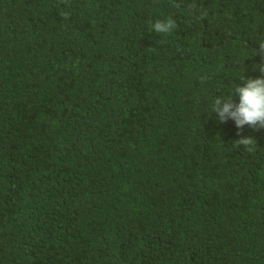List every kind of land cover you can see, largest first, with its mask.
<instances>
[{
  "label": "trees",
  "instance_id": "1",
  "mask_svg": "<svg viewBox=\"0 0 264 264\" xmlns=\"http://www.w3.org/2000/svg\"><path fill=\"white\" fill-rule=\"evenodd\" d=\"M176 3L0 0V264H264V0Z\"/></svg>",
  "mask_w": 264,
  "mask_h": 264
},
{
  "label": "clouds",
  "instance_id": "2",
  "mask_svg": "<svg viewBox=\"0 0 264 264\" xmlns=\"http://www.w3.org/2000/svg\"><path fill=\"white\" fill-rule=\"evenodd\" d=\"M174 7H180L176 0H172ZM195 3H190L186 6L188 11L195 9ZM206 13H201L205 16ZM64 18L69 16V13H62ZM151 30L158 34H170L177 27L176 21L168 17L164 20H156L150 22ZM261 57H264V42L258 43ZM253 71H259L261 76L251 78L249 76L242 77V83L236 84L230 94V97H217L214 99L212 110L216 114L219 122L224 123L231 119L235 122L237 129H243L245 125L253 130L264 129V63L253 66ZM203 79V78H202ZM238 96L236 102L234 97ZM237 135L240 139L235 140L234 147L243 146L244 151L251 153L254 151L256 141L250 136H243L238 131Z\"/></svg>",
  "mask_w": 264,
  "mask_h": 264
}]
</instances>
